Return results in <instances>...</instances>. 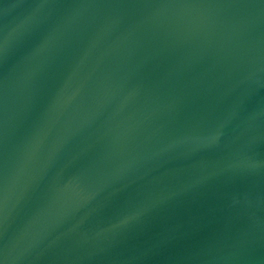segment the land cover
I'll use <instances>...</instances> for the list:
<instances>
[{"label": "water", "instance_id": "1", "mask_svg": "<svg viewBox=\"0 0 264 264\" xmlns=\"http://www.w3.org/2000/svg\"><path fill=\"white\" fill-rule=\"evenodd\" d=\"M0 264H264V0H0Z\"/></svg>", "mask_w": 264, "mask_h": 264}]
</instances>
